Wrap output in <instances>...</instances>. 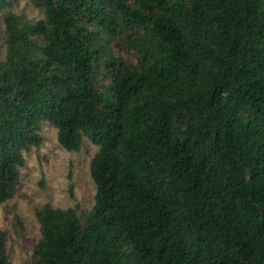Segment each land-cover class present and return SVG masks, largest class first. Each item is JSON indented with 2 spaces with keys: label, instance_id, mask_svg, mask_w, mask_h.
Wrapping results in <instances>:
<instances>
[{
  "label": "trees",
  "instance_id": "1",
  "mask_svg": "<svg viewBox=\"0 0 264 264\" xmlns=\"http://www.w3.org/2000/svg\"><path fill=\"white\" fill-rule=\"evenodd\" d=\"M33 2L2 17L0 202L41 120L99 147L84 219L36 211L35 264H264V0ZM127 30L131 65L109 46Z\"/></svg>",
  "mask_w": 264,
  "mask_h": 264
},
{
  "label": "rangeland",
  "instance_id": "2",
  "mask_svg": "<svg viewBox=\"0 0 264 264\" xmlns=\"http://www.w3.org/2000/svg\"><path fill=\"white\" fill-rule=\"evenodd\" d=\"M7 1L9 4L0 3V60L5 54L2 17L6 12L28 20L44 17L43 10L33 0ZM131 32H119L118 39L109 43L113 54L128 65L136 62L135 52L126 49L124 43L125 34ZM92 79L96 89L109 90L111 78L102 63ZM39 134V146L23 152L24 164L18 168L13 196L0 202L1 254L7 264H35L34 244L40 237L36 211L42 205L72 207L81 219L94 205L96 186L90 176V162L99 147L84 137L77 151L64 149L57 140V129L46 120H41Z\"/></svg>",
  "mask_w": 264,
  "mask_h": 264
}]
</instances>
